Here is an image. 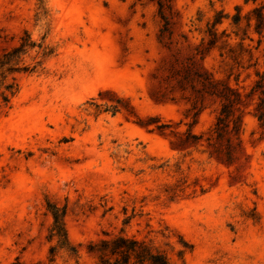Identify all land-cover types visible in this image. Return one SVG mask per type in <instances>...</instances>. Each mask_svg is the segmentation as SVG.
Wrapping results in <instances>:
<instances>
[{"label":"rangeland","instance_id":"374dc122","mask_svg":"<svg viewBox=\"0 0 264 264\" xmlns=\"http://www.w3.org/2000/svg\"><path fill=\"white\" fill-rule=\"evenodd\" d=\"M245 1L171 0L174 37L196 42L213 11L231 17L239 6L243 16L254 6ZM158 28L152 0H0V55L26 31L36 47L24 62L41 61L34 73L17 76L19 91L9 104L0 103V264H47L46 202L66 206L79 264H95L86 252L90 241L120 230L165 250L172 264H264V129L253 106L243 114L244 156L231 168L197 153L183 157L135 117L104 112L121 98L139 118L182 120L181 130L191 121L184 103L149 98L165 54ZM221 29L231 31L229 19ZM248 35L252 57L242 68L229 71L217 52L205 60L216 78L241 91L264 69V37L258 44L256 34ZM106 91L112 95L98 96ZM213 117L205 109L194 130ZM179 180L184 190L169 201L164 186ZM179 239L191 247L182 260ZM65 260L55 264H74Z\"/></svg>","mask_w":264,"mask_h":264},{"label":"trees","instance_id":"16d2710c","mask_svg":"<svg viewBox=\"0 0 264 264\" xmlns=\"http://www.w3.org/2000/svg\"><path fill=\"white\" fill-rule=\"evenodd\" d=\"M152 1L157 6L159 18L156 41L165 54L152 73L149 98L153 103L161 105L184 103L187 106L184 116H190L191 121L181 130L179 127L182 120L163 121L158 115L139 118L128 102L121 98H115L111 104L106 105L104 112L112 115L123 112L127 118L135 117L134 123L150 133L167 138L170 148L183 157L197 153L226 168L238 166L244 156L242 133L246 107L253 106L252 115L260 128L264 129V69L255 72L254 80L247 91H241L231 86L227 80L216 78L206 67L205 60L217 52L221 63L229 66V71L242 68L245 56L248 61L251 60V50L244 45V40L251 41L248 35L251 30L258 36L257 43L262 41L264 0H252L254 6L243 16L239 6L234 8L235 13L231 17L222 10L213 11L212 18L206 21L203 30H198L199 38L194 43H190L185 34L174 37L176 12L172 9L171 0ZM227 19L230 20L231 31L219 30ZM234 39L237 41L232 42ZM34 47L36 43L24 31L18 45L0 55V103L4 107L19 91L17 76L32 74L41 65V61L33 66L24 62L25 55ZM50 54L51 51H44L42 56L47 57ZM104 95L112 93L106 91L98 96L103 98ZM207 108H212L213 121L207 128L196 132L194 128L198 117ZM184 183L179 180L175 184L166 185L162 192L169 201H173L184 190ZM46 210L52 218L46 237L52 243L48 249L47 264H55L56 258L63 256L67 260H74V264H79L78 249L67 235L66 206L58 207L54 203L46 202ZM253 218L256 219L257 216ZM128 221L129 218H126L123 224L126 225ZM162 236L168 237L164 234ZM179 244L181 249L177 250L176 256L182 260L184 252L191 247L182 239H179ZM86 252L95 259V264H172L165 250H159L144 240L129 237L123 230L117 234L103 233L102 238L87 244Z\"/></svg>","mask_w":264,"mask_h":264}]
</instances>
